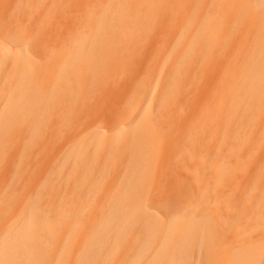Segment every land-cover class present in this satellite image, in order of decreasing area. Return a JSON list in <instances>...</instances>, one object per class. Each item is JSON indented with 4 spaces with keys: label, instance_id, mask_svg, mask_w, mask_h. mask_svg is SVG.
I'll return each instance as SVG.
<instances>
[{
    "label": "bare ground",
    "instance_id": "bare-ground-1",
    "mask_svg": "<svg viewBox=\"0 0 264 264\" xmlns=\"http://www.w3.org/2000/svg\"><path fill=\"white\" fill-rule=\"evenodd\" d=\"M0 264H264V0H0Z\"/></svg>",
    "mask_w": 264,
    "mask_h": 264
}]
</instances>
